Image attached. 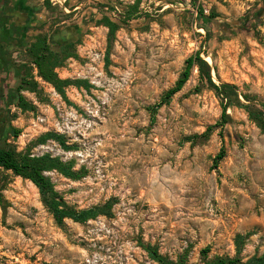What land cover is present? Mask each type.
Wrapping results in <instances>:
<instances>
[{"label": "rangeland", "instance_id": "rangeland-1", "mask_svg": "<svg viewBox=\"0 0 264 264\" xmlns=\"http://www.w3.org/2000/svg\"><path fill=\"white\" fill-rule=\"evenodd\" d=\"M34 2L36 17L25 42L47 38L52 51L71 56L56 69L58 77L87 82L90 89L70 86L65 101L39 78L21 48L15 60L28 66L38 91L21 92L34 111L19 109L17 99L9 107L12 127L21 134L8 143L19 152L72 164L79 180L46 174L55 189L76 210L110 204V214L84 224L66 220L60 228L30 181L0 170V264H158L143 245L174 262L185 256L187 264H203L205 249L209 260L234 258L239 235L245 261L262 256L261 129L233 106L229 124L218 127L221 102L198 67L154 118L149 109L196 54L210 66L215 85L236 86L243 103L244 95L264 103V46L241 27H247L245 16L264 8V0ZM198 7L206 16L215 12L232 29L223 27L219 34L214 23L199 19ZM104 19L119 26L109 63ZM257 32L264 37V14ZM209 128L207 140L187 141ZM49 132L64 136L70 149L51 140L40 143ZM221 150L226 157L214 169Z\"/></svg>", "mask_w": 264, "mask_h": 264}, {"label": "trees", "instance_id": "trees-1", "mask_svg": "<svg viewBox=\"0 0 264 264\" xmlns=\"http://www.w3.org/2000/svg\"><path fill=\"white\" fill-rule=\"evenodd\" d=\"M195 2V0H191ZM199 19L204 21L205 24L214 23L219 28V34H224L225 31L221 28L226 27L232 29L228 23L220 22L218 14L212 12L209 16H206L204 10L201 7L197 8ZM264 14V8L257 10L253 14L250 12L248 16H245L247 27L242 24L246 31L253 32L258 42L264 46V37L260 36L257 32L260 26L261 19ZM132 18H129L130 20ZM241 19L239 22H235V25H241L244 20ZM109 30L108 36V51L106 61L109 63V54L112 44L115 39L116 32L119 30V26L116 22L110 19H104L100 22ZM204 25V24H203ZM207 34H210V30L207 26H202ZM28 56L31 59V64L34 65L38 71V76L47 84H50L56 92L67 101L65 90L70 86L84 87L90 89V85L87 82L72 81V80H61L56 69L59 68L63 62L70 58V55L61 54V52H54L51 50L48 39L45 37H36L26 50ZM7 52L1 51V62H3V69L6 71H14L20 77V84L16 89L12 90L8 95V104L0 114V170L11 172L15 177L22 178L30 181L39 191L40 199L43 206L53 216L54 221L60 228L65 227V221L71 220L78 224H84L91 220H95L99 216H108L110 214V204L102 208H93L88 210H76L68 205L61 194L55 189L54 184L47 173L56 171L65 178L71 180H79L81 173L73 170L72 164L63 163L58 158H52L50 155H44L41 157L32 156L29 152H19L17 147L11 143H8L10 138H18L21 134L19 130L12 127V121L14 116L11 115L9 107L13 105L15 99H17V107L23 111H34L35 108L27 103L25 98L21 95L24 90L30 92L38 91V84L34 81L29 80L30 70L25 64L22 67H17L7 59ZM195 67L199 68L201 79L204 85L213 90L216 96L219 98L222 106V116L218 127H225L229 124L230 116L228 109L230 107H236L244 110L249 119L252 120L264 133V103L258 102L248 95L242 96L245 103L240 100L238 88L231 84H221L219 86L213 83L211 77L210 66L200 58V54H196L186 62L184 71L181 77L176 82L175 86L167 91L161 98L160 103L157 106L150 108L152 117L154 118L158 108L163 105H167L171 99L179 93L190 80L192 71ZM212 133V128H209L206 133L200 137L188 138L187 141L193 144L199 143V139L207 140ZM54 141L58 143L63 149L69 150L66 145L65 137L49 132L40 138V143H46L47 141ZM226 157L224 150L215 157L214 169H218L219 164ZM0 203L2 199L0 197ZM236 256L234 258L229 257H217L209 260L208 254L209 249H205L201 252L203 264H264V254L262 256H254L248 260H244L241 257L244 247V237L237 236L235 240ZM144 250L148 253L150 259L158 264H187V258L185 256L180 257L176 262L169 260L159 254L157 248L151 245H143Z\"/></svg>", "mask_w": 264, "mask_h": 264}, {"label": "crops", "instance_id": "crops-1", "mask_svg": "<svg viewBox=\"0 0 264 264\" xmlns=\"http://www.w3.org/2000/svg\"><path fill=\"white\" fill-rule=\"evenodd\" d=\"M34 7V0H0V114L8 104L9 93L19 81L14 71L3 69L1 51L7 52V59L18 67L15 57L21 48H28L29 43L25 41L30 32L28 25L36 17ZM22 22L24 27L21 28Z\"/></svg>", "mask_w": 264, "mask_h": 264}, {"label": "flooded vegetation", "instance_id": "flooded-vegetation-1", "mask_svg": "<svg viewBox=\"0 0 264 264\" xmlns=\"http://www.w3.org/2000/svg\"><path fill=\"white\" fill-rule=\"evenodd\" d=\"M20 27L22 28V27H24V24H23V22L21 23V25H20ZM28 27H29V25H28ZM62 45H64V42H63V44ZM19 67V66H18Z\"/></svg>", "mask_w": 264, "mask_h": 264}, {"label": "water", "instance_id": "water-1", "mask_svg": "<svg viewBox=\"0 0 264 264\" xmlns=\"http://www.w3.org/2000/svg\"><path fill=\"white\" fill-rule=\"evenodd\" d=\"M57 38H58V36L54 37V40L58 41V39H57Z\"/></svg>", "mask_w": 264, "mask_h": 264}, {"label": "built area", "instance_id": "built-area-1", "mask_svg": "<svg viewBox=\"0 0 264 264\" xmlns=\"http://www.w3.org/2000/svg\"><path fill=\"white\" fill-rule=\"evenodd\" d=\"M59 4H61V2H58Z\"/></svg>", "mask_w": 264, "mask_h": 264}]
</instances>
